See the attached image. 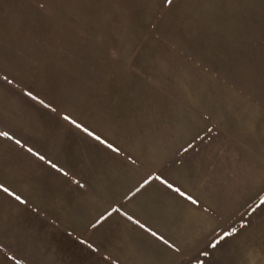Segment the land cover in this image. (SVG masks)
I'll return each instance as SVG.
<instances>
[{"label": "crops", "instance_id": "obj_1", "mask_svg": "<svg viewBox=\"0 0 264 264\" xmlns=\"http://www.w3.org/2000/svg\"><path fill=\"white\" fill-rule=\"evenodd\" d=\"M18 1L0 0V264L195 257L214 219L200 211L197 173L191 186L181 154L168 153L176 135L166 93L128 89L134 76L80 78L91 87L53 91L54 52L103 44L88 43L81 23L56 29L54 0H31L27 11ZM10 195L31 196L33 208Z\"/></svg>", "mask_w": 264, "mask_h": 264}, {"label": "rangeland", "instance_id": "obj_2", "mask_svg": "<svg viewBox=\"0 0 264 264\" xmlns=\"http://www.w3.org/2000/svg\"><path fill=\"white\" fill-rule=\"evenodd\" d=\"M31 5L18 1V10ZM53 6L56 29L81 23L88 43L104 49L54 52L53 91L91 87L80 78L134 76L128 89L166 93L168 133L176 135L168 153L181 154L191 186L197 173L200 211L214 219L213 238L183 264H264V0ZM9 197L33 208L31 196Z\"/></svg>", "mask_w": 264, "mask_h": 264}, {"label": "snow or ice", "instance_id": "obj_3", "mask_svg": "<svg viewBox=\"0 0 264 264\" xmlns=\"http://www.w3.org/2000/svg\"><path fill=\"white\" fill-rule=\"evenodd\" d=\"M169 2H170V0H169ZM0 135H6V134H2V133H0ZM98 139V138H97ZM5 191H7L6 189H5ZM189 199H191L190 197H189ZM227 235V234H226Z\"/></svg>", "mask_w": 264, "mask_h": 264}]
</instances>
